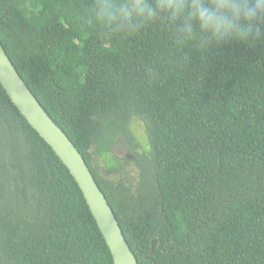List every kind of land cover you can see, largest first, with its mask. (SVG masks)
I'll use <instances>...</instances> for the list:
<instances>
[{
	"label": "trees",
	"instance_id": "1",
	"mask_svg": "<svg viewBox=\"0 0 264 264\" xmlns=\"http://www.w3.org/2000/svg\"><path fill=\"white\" fill-rule=\"evenodd\" d=\"M89 2L0 0V44L137 263L264 264V41L177 47L164 22L102 34ZM120 137L132 160L112 155ZM0 264H114L77 183L1 85Z\"/></svg>",
	"mask_w": 264,
	"mask_h": 264
},
{
	"label": "clouds",
	"instance_id": "2",
	"mask_svg": "<svg viewBox=\"0 0 264 264\" xmlns=\"http://www.w3.org/2000/svg\"><path fill=\"white\" fill-rule=\"evenodd\" d=\"M88 16L102 34H132L153 22L174 28L177 47L207 51L226 41H264V0H90Z\"/></svg>",
	"mask_w": 264,
	"mask_h": 264
},
{
	"label": "water",
	"instance_id": "3",
	"mask_svg": "<svg viewBox=\"0 0 264 264\" xmlns=\"http://www.w3.org/2000/svg\"><path fill=\"white\" fill-rule=\"evenodd\" d=\"M0 85L22 117L51 148L81 190L114 264H138L105 196L75 146L26 87L0 44ZM130 159V156H127Z\"/></svg>",
	"mask_w": 264,
	"mask_h": 264
},
{
	"label": "rangeland",
	"instance_id": "4",
	"mask_svg": "<svg viewBox=\"0 0 264 264\" xmlns=\"http://www.w3.org/2000/svg\"><path fill=\"white\" fill-rule=\"evenodd\" d=\"M130 132L133 137V142H136L137 147L135 151L140 154L143 153L146 149V137L143 126L139 122L133 121L130 125ZM129 149L130 143L124 138L120 137L112 148L111 153L118 158L130 156V160H132L133 156L129 154ZM103 164L104 162L100 158H97L94 161V165L98 166L99 168H102ZM121 175H125L129 182L133 184V181L136 179V167L133 164L128 165L125 169V173ZM111 178L114 179L115 177L112 176Z\"/></svg>",
	"mask_w": 264,
	"mask_h": 264
}]
</instances>
